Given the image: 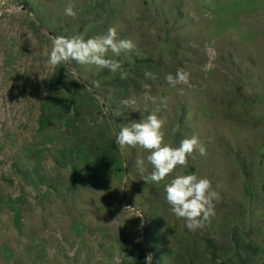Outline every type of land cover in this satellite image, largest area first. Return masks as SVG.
<instances>
[{"label": "rangeland", "instance_id": "1", "mask_svg": "<svg viewBox=\"0 0 264 264\" xmlns=\"http://www.w3.org/2000/svg\"><path fill=\"white\" fill-rule=\"evenodd\" d=\"M67 3L0 0V264H264V0H73L75 19ZM109 27L136 45L106 56L125 79L48 65L55 37ZM152 113L165 143L195 135L206 155L146 184L150 153L115 136ZM192 173L220 194L196 231L165 191Z\"/></svg>", "mask_w": 264, "mask_h": 264}, {"label": "clouds", "instance_id": "2", "mask_svg": "<svg viewBox=\"0 0 264 264\" xmlns=\"http://www.w3.org/2000/svg\"><path fill=\"white\" fill-rule=\"evenodd\" d=\"M77 14L73 0H68L64 15L75 19ZM150 31L153 35L156 34L155 28ZM135 48L132 40L119 39L117 29L109 27L105 34L95 38L86 39L82 34L55 37L47 63L55 68L74 61L79 65H94L100 69H107L115 74L121 70L122 64L118 60L106 58L107 54L111 52L118 57ZM145 75L155 78L151 73ZM126 76L127 73L120 71V79H125ZM165 79L172 87L187 85L189 73L178 69L175 76L168 74ZM180 92L183 94V89H180ZM162 104L167 106V98L162 100ZM159 110L158 108L157 111ZM165 124L164 118L152 113L144 119L133 120L122 126L115 136L121 150L140 147L150 153L147 161L152 166V171L148 175H143L146 184L160 183L178 166L186 167L188 157L194 153L206 155V147L195 135L182 140L179 147L165 143V133L162 130ZM136 166L142 174L146 171L144 160L138 159ZM165 191L171 212L178 219H183L190 231L205 226V222L215 215V203L220 200V194L213 188L211 180L195 173L176 176L165 186ZM151 259V254H148L145 257V264H151Z\"/></svg>", "mask_w": 264, "mask_h": 264}]
</instances>
